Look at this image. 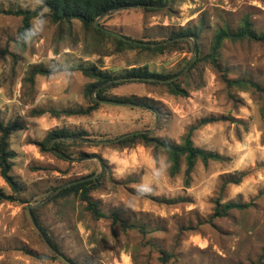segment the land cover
<instances>
[{"label": "rangeland", "instance_id": "rangeland-1", "mask_svg": "<svg viewBox=\"0 0 264 264\" xmlns=\"http://www.w3.org/2000/svg\"><path fill=\"white\" fill-rule=\"evenodd\" d=\"M39 4V0H0V12L35 10ZM166 8L169 10L155 13L120 10L104 21L103 16L99 26L132 38L162 40L186 26L197 29L201 19L202 55L208 53L216 27L224 23L234 30L249 16L254 30L264 33V0H170ZM31 25L32 37L20 49L14 41L21 17L0 13V119L23 125L9 138L15 154L10 174L18 192L0 176V190L15 198L0 203V264H70L65 258L80 264H264L260 96L252 90L228 88L212 65L200 63L187 77L176 79L187 90L186 97L170 95L164 86L133 78V82L108 89L107 100H98L95 90L91 97L100 104L88 115L53 118L47 112L32 116V111L92 105L84 96V87L92 80L79 71L37 76L30 82L27 78L34 66L93 64L113 77H124L127 69L146 66L150 72L167 76L178 75L193 54L187 45L157 55L140 50L116 53L109 39L100 40L85 32L78 21L70 28L53 24L45 8ZM218 61L229 79H249L264 87L263 42L225 41ZM143 97L148 98L146 105L158 110V118L151 108L135 102ZM108 100L131 105L105 102ZM210 117L220 120L198 126L200 120ZM193 126H197L191 137L193 145L219 154L222 160L207 165L198 161L187 187L184 163L180 172L170 177L162 151L140 143L132 147L102 143L122 135L147 133L180 144ZM53 130L85 131L88 136L65 140L82 143L66 150L69 158L57 151L40 152L34 143ZM80 153L93 156L79 157ZM91 172L103 176L90 195L105 217H93L76 196L53 201L49 197L37 204L54 187ZM238 178V184L228 182ZM216 202L252 204L213 217ZM113 212L129 224L144 227L147 233L112 227ZM35 217L62 257L52 258L53 252L35 228ZM27 251L49 258L40 260Z\"/></svg>", "mask_w": 264, "mask_h": 264}, {"label": "trees", "instance_id": "trees-1", "mask_svg": "<svg viewBox=\"0 0 264 264\" xmlns=\"http://www.w3.org/2000/svg\"><path fill=\"white\" fill-rule=\"evenodd\" d=\"M40 4L35 10H22L18 9L15 11H6L0 12L7 15H13L16 17H21V26L17 30V39L14 41L15 45L24 49L26 40L32 37V25L31 20L39 17L42 10L45 8L48 11V17L53 24L57 25H68L69 28L73 21H78L85 32H92L100 40L109 39L113 46L114 52L120 53L122 51H133L140 50L146 51L151 54H163L165 52H173L180 50L181 46L187 45L190 48V51L193 48V44H196V58L193 63L189 66L186 72L182 75L187 77L189 73L198 66L200 63H209L213 68L221 74V78L225 85L228 88H236L240 91L252 90L254 93H257L262 101L261 116L263 123V136H264V87H261L259 84L244 78L238 79H229L227 71L223 70L218 61L219 50L225 41L230 42H263L264 43V33H257L250 20L249 16L243 17L239 22L236 29L232 30L227 23H224L222 26H217L214 31L213 40L209 46L207 54L202 55V47L200 43L201 31L204 28L203 22L199 19L200 24L197 29H191L189 26H186L183 29H178L177 31L171 33L167 38L162 40H152L145 38H132L126 35L119 34L113 30H109L115 34H119L121 37L116 36L113 33L105 32L100 29H96L94 21L105 12H108L102 21L110 17L112 14L118 11H129V10H140L144 13H155L164 10H169L166 8L168 0H39ZM101 24V22H100ZM189 63V62H188ZM187 63V64H188ZM70 71H79L82 76L92 80L91 83H88L84 87V96L89 97L92 105L86 107L85 109H52L50 111L38 110L32 111V116H41L48 112V114L53 118H59L61 116L70 117V116H84L88 115L94 110H96L100 104V101L109 99L106 95V92L111 87L123 84L125 82H133V78L140 79L141 83H147L155 86H164L167 88V92L173 96L186 97L188 92L186 89L180 86L178 80L170 81L167 83H158L156 81H148L147 79H158L166 80L172 78L176 75H163L159 73L150 72L147 70L146 66L131 68L126 70L125 76L113 77L108 71L100 69V67L89 64V65H78L76 67H43V66H34L29 70V77L27 78L30 82L34 80L35 77H50L62 72ZM181 70L179 74L182 72ZM117 78H125L122 82L115 81ZM142 79V80H141ZM144 80V81H143ZM97 87H100L96 90ZM96 90V97L100 101H94L91 97V94ZM147 97L140 98L138 101L139 107L150 109L153 111L156 118L159 117L158 110L153 106H148ZM117 100V99H113ZM134 103L133 101H129ZM137 104V103H136ZM148 106V107H146ZM155 108V109H154ZM220 119L215 117H210L200 120L198 126L206 125L209 123L216 122ZM197 126L191 127L183 138V142L180 144H175L167 140L159 139L154 136H151L147 133H135L132 136L125 137L117 142L118 145L122 147H132L135 144H143L144 146H150L155 151L160 150L165 154L166 161L168 163V174L170 177L176 176L180 170L181 165L184 163V186L189 185L191 174L193 169L198 161L202 164L207 165L210 161H221L222 157L219 154L206 151L204 149L198 148L193 145L191 140L193 131ZM23 125L17 121H11L4 123L0 119V176L8 187L13 192H18V184L13 179L10 174L12 168V159L15 154L9 147V138L10 134L14 131L22 130ZM88 135L85 131H78L76 133H69L64 131L53 130L49 132L45 139L40 142H35L34 144L39 148L40 152H51L57 151L66 158H69V154L66 153V150H69L71 147H76L82 145L81 141H71L66 142L63 137H78L81 139H87ZM54 139H57L54 141ZM52 146H50L51 142ZM87 153H80L79 157H89ZM103 169L106 170V165L103 162ZM97 175L95 172H91L89 175L80 177L78 179L69 181L61 186L54 187L51 192L53 195L50 196L49 201H53L59 198H67L69 196H76L79 200L85 204V210L89 212L96 219L105 217L99 209L98 204L91 199V193L95 191L102 179V175L95 179H87ZM85 179V180H83ZM240 178L233 181H228L231 184H238ZM224 187V185H223ZM222 187V188H223ZM60 188L58 191H56ZM56 191V192H55ZM15 198L12 195H7L0 190V203L2 202H12ZM252 203H238V202H227L219 203L216 202V207L213 213V217H223L226 216L229 211L232 210H244L248 208ZM34 215V210H32ZM36 226L41 231L45 239L51 248L57 252L52 255V258H58L62 256V253L59 251L57 245L52 242L49 238L44 227L37 221L36 217L33 218ZM111 225L112 227L119 225L122 230L127 231L135 229L138 232L145 234L147 231L142 226H137L133 223L129 224L124 219L120 218L118 213L113 212L111 214ZM26 254L40 259L45 260L49 257L40 256L29 251L25 252ZM64 256V255H63ZM262 257L264 258V249ZM70 264H80L70 258H65Z\"/></svg>", "mask_w": 264, "mask_h": 264}, {"label": "water", "instance_id": "water-1", "mask_svg": "<svg viewBox=\"0 0 264 264\" xmlns=\"http://www.w3.org/2000/svg\"><path fill=\"white\" fill-rule=\"evenodd\" d=\"M169 2H170V0H168V3H167V5H166V7L168 6V4H169ZM108 12H105V13H102L95 21H94V25H95V28L96 29H100V30H103V31H105V32H110V31H108V30H106V29H104V28H102V27H100L99 26V21H100V19L103 17V16H105L106 14H107ZM110 33H113V32H110ZM113 34H115V33H113ZM116 36H118V37H121L119 34H115ZM195 52H196V44L194 43L193 44V48H192V59L189 61V63L187 64V66L183 69V71L180 73V74H178V75H176V76H174V77H172V78H169V79H166V80H158V79H153V80H155V81H157V82H162V83H167V82H170V81H174V80H176V79H178L179 77H181L185 72H186V70L189 68V66L193 63V61L195 60V58H196V54H195ZM125 78H123V79H117V80H115V81H120V80H124ZM100 87H97L96 88V90H98ZM105 102H108V103H111V104H118V105H131L130 103H124V102H115V101H105ZM135 133H131V134H127V135H122V136H119V137H117V138H115V139H113V140H108V141H103L102 143H114V142H118L119 140H121V139H123V138H125V137H128V136H132V135H134ZM64 140H69V139H72V138H68V137H66V138H63ZM57 139H54V141H56ZM53 141V142H54ZM84 142H87L86 140H83ZM52 145V143L50 144V146ZM59 156H62V154L61 153H58V152H56ZM99 165H100V167H101V163L99 162ZM99 175L100 174H97V175H95V176H93V177H89V178H87V179H95V178H97V177H99ZM83 180H85V179H83ZM60 188H58L56 191H58ZM55 191V192H56ZM54 193V192H53ZM53 193H51V194H49V195H47L44 199H42L41 201H38L37 202V204H40V203H42V202H44L46 199H48L51 195H53ZM35 228H36V230L38 231V233L41 235V237H42V239H43V241L46 243V245L51 249V251H54L52 248H51V246L48 244V242H47V240L45 239V237L43 236V234L41 233V231L38 229V227L37 226H35ZM54 253H56L57 254V252L56 251H54ZM60 257H62V256H60Z\"/></svg>", "mask_w": 264, "mask_h": 264}]
</instances>
